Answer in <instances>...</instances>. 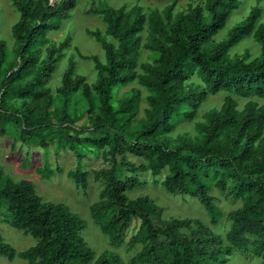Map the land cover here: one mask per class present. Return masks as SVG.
<instances>
[{
  "label": "trees",
  "instance_id": "16d2710c",
  "mask_svg": "<svg viewBox=\"0 0 264 264\" xmlns=\"http://www.w3.org/2000/svg\"><path fill=\"white\" fill-rule=\"evenodd\" d=\"M259 1L219 41L213 37L226 26L241 0H206L204 4H189L175 15L172 1L162 16L152 12L147 17L138 5L114 8L101 2L96 11L106 24L105 35L117 44L106 41L97 29L87 30L101 43L105 61L75 50L81 58L93 61L96 80L88 84L85 76L75 74V61L69 58L58 88L66 105L78 91L85 99L91 126L78 128L66 108L57 117L46 109L51 96L45 84L69 39L49 46L45 56L42 50L49 42L47 32L68 16L75 0H14L19 12L11 26L15 60L4 72L8 50L6 41L0 39V130L15 126L22 142L41 147L53 140L58 148L73 150L78 159L84 153L78 138L83 131L87 133L84 141L107 148L109 165L93 171L94 179L102 181L104 187L90 210L96 217L111 210L100 229L112 244L124 240L133 217L140 219L131 241L139 239L144 245L130 264H225L235 247H252V254L261 257L264 264V103L251 99L264 97V21L258 20L262 14ZM146 22L150 39L145 47L157 57L152 64H141L143 72H138L140 33ZM247 36L260 43V53L252 59L248 54L230 56V49ZM193 75L199 84L189 81ZM134 79L149 91L148 107L140 119L136 118L139 89L132 88L130 94L119 98L117 106L112 104L113 89ZM221 91L228 94L220 108L203 114L204 121L195 125L193 138L186 133L176 140L171 138L179 120H192L201 102ZM233 95L250 99L238 109ZM15 97L19 105L10 101ZM126 153L147 163L135 164ZM164 169V188L197 197L213 223L221 212L210 194L211 187L243 200L229 214V245L220 246L217 237L201 225L194 233L182 234L180 229H190L191 220L162 222L161 208L149 196H127L128 189L142 183L138 172L150 170L157 177ZM67 176L83 190L87 188L84 170L71 169ZM1 209L13 228L36 240L18 252L0 233V255L10 260L19 257L26 264H126L113 252L95 256L81 235L87 226L85 219L63 202L44 200L31 180H16L0 167ZM209 244L212 247L207 249Z\"/></svg>",
  "mask_w": 264,
  "mask_h": 264
},
{
  "label": "rangeland",
  "instance_id": "374dc122",
  "mask_svg": "<svg viewBox=\"0 0 264 264\" xmlns=\"http://www.w3.org/2000/svg\"><path fill=\"white\" fill-rule=\"evenodd\" d=\"M58 1V0H52ZM175 1L172 14L184 11L189 4H204L206 0H75L72 8L68 9V16L61 18L57 28H50L47 32L49 42L42 46L43 56L46 55V49L49 46H58L66 37H68V45L61 50L58 55L57 62L51 72L45 86L49 88L51 96V104L46 106L48 112L57 117L63 113L66 108L73 120V125L78 128H89L91 123L86 112V101L80 91L74 93L65 104L64 97L58 92V88L62 84L63 73L67 67L69 58L75 61V74L83 75L88 84H93L96 80V69L91 59L81 58L75 48L82 55H97L104 62V50L101 43L93 36L89 35L87 30H99L106 41L117 44V40L105 35L106 24L102 19V15L96 11L101 2L118 8L126 6L129 8L133 5L141 7L143 14L147 17L152 12H157L161 16L165 8ZM256 4V0H241L240 5L234 9L226 23V26L216 34L213 39L216 41L225 37L226 32L235 24L241 22L250 8ZM262 14L259 22L264 21V0L259 1ZM19 12L14 5V0H0V39H4L7 43L8 56L2 66V72L5 71L7 64L15 60L13 53V38L11 34V26L18 20ZM141 35V50L138 56L136 70L143 72L141 64H152L157 57L154 51L145 47L149 41L150 30L146 22ZM260 53V43L252 36H247L230 49V56H241L248 54V59H252ZM193 84H199L200 80L197 75H193L190 80ZM132 88L139 89V111L137 119L145 116V109L148 107L146 96L149 91L139 84L137 79L130 81L125 85H118L113 89L112 104L117 106L119 98L130 94ZM227 92H218L208 95L198 109L196 116L192 120H179L175 129L170 133L171 138L176 140L182 134H187L191 138L196 135L195 125L203 122V114L211 108H220ZM233 97L237 100L238 109H242L244 104L250 98H242L236 95ZM258 104L264 103V97H251ZM16 105L20 104L18 98L10 100ZM42 101V100H39ZM40 104L42 102H39ZM53 117V118H54ZM57 120V118H54ZM87 136L83 131L78 138L82 143V158L78 159L76 153L69 148H58L57 143L53 140H47V146L41 147L32 142L24 143L19 139V130L15 126H8L3 132L0 130V167L2 170L14 179L26 178L31 180L39 195L46 201L63 202L72 212L77 213L86 220L87 226L81 232L83 239L93 250L95 256L103 252H113L118 254L121 259L130 264L131 258L137 251L141 249L144 242L137 240L131 241L140 227V219L133 217L125 232L124 240L120 244H112L108 235L100 229L101 221L108 218L112 212L108 210L101 212L99 216H94L90 210L92 203L100 199V193L104 184L100 180H95L93 171L104 168L109 165V155L107 148H97L90 143L84 141ZM126 158L135 164H146L147 161L142 157L134 156L126 153ZM79 167L87 172L88 185L85 190L76 185L74 180L67 176V172L71 169ZM48 169V170H47ZM47 171V172H46ZM167 173L164 169L161 175L153 177L150 170L138 172L141 184L132 189H128L126 194L129 198H135L140 195L149 196L155 204L161 208L159 220L162 222L171 219H189L191 220V228H181L182 234H190L197 231L199 225L209 229L219 240L220 246H227L229 242L226 239L227 232L230 229L231 219L229 214L232 210L240 207L243 200L233 198L227 191H219L211 187L210 194L214 196V202L221 212L216 223L211 222L207 211L199 199L188 194H174L167 191L162 185V180ZM0 233L4 240L11 244L18 252L27 249L35 244L36 240L29 234L21 230L13 228L7 221L5 210H0ZM212 245H208L210 249ZM0 264H26V261L15 257L10 260L0 255ZM138 264V263H137ZM225 264H261V257H256L250 249H242L235 247L232 254L228 257Z\"/></svg>",
  "mask_w": 264,
  "mask_h": 264
}]
</instances>
